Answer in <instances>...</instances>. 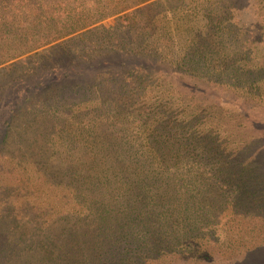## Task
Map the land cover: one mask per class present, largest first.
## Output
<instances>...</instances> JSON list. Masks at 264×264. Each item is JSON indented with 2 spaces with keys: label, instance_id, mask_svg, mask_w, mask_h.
I'll list each match as a JSON object with an SVG mask.
<instances>
[{
  "label": "rangeland",
  "instance_id": "1",
  "mask_svg": "<svg viewBox=\"0 0 264 264\" xmlns=\"http://www.w3.org/2000/svg\"><path fill=\"white\" fill-rule=\"evenodd\" d=\"M24 1L18 14L31 26L32 9L44 6L41 2L49 5L47 18L54 25L55 19L60 20L53 37L102 14L104 18L22 57H14L18 48L9 54L0 51V62L14 57L0 65V212L7 204L12 220H23L30 227L39 223L40 215L68 212L69 195L55 177L57 159L65 154L51 158V143L60 144L58 152L79 156L81 147L89 149L94 139L102 142L120 121L125 127L134 126L137 136L169 135L172 143H180L176 149L162 146L159 165L167 180L163 194H168L170 207L180 204L181 213L175 209V215L185 220L188 234H182L180 226L164 224L158 225L156 235L163 248L171 245L186 253L164 252L150 264H264V0L239 1L236 11L221 0H163L161 8L172 14L158 21L161 37L149 48L143 44L145 33L160 7L147 6L156 0L115 16L113 11L138 0ZM60 4L67 8L59 10ZM14 8L15 4L7 6L8 18L17 13ZM174 9L182 14L174 16ZM175 17L178 21H173ZM8 18L0 24L9 23ZM29 30L2 33L17 35L20 45L32 43ZM38 30L42 36V28L34 33ZM132 75L145 79L141 87L145 91L138 92L141 88ZM120 104L132 106L121 113L123 121L115 111ZM101 110L107 115L96 126L99 133L82 132L80 126L99 122ZM122 135L126 134L110 137ZM196 135L199 140L188 148V155L177 153L181 143L188 144L179 137ZM197 143L207 160L195 164L192 153ZM208 155H216V160ZM232 161L241 164L235 168L236 177L246 173L237 183L244 193L253 194L249 201L240 196L235 204L231 192L224 190L231 184L214 182ZM48 183L57 184L58 190ZM186 204L194 207L188 210Z\"/></svg>",
  "mask_w": 264,
  "mask_h": 264
},
{
  "label": "trees",
  "instance_id": "2",
  "mask_svg": "<svg viewBox=\"0 0 264 264\" xmlns=\"http://www.w3.org/2000/svg\"><path fill=\"white\" fill-rule=\"evenodd\" d=\"M10 1L0 0V21L8 18L6 14L8 5L15 4V7H17L14 8L17 13L8 18L11 21L0 24V37L2 40V42L0 41V51H7L9 54V52H13L15 48H18V53L15 56L13 55L15 58L62 40L74 32L101 22L104 18L102 14L90 23H85V25L65 34L54 35L55 37H53V35L50 36L52 30L60 20L55 19L56 25L50 22L49 18L51 19V17L47 18L49 5L46 2H41L44 6L38 5L35 10L32 9L34 25L31 26L23 14H18L25 8L26 2L24 0H13L10 3ZM148 1L151 0H138L134 3L135 5L113 11L111 16L119 15L124 10L137 7ZM162 1L156 0L147 6V9L160 7V10L151 17L154 18L152 21L154 24L145 33L146 42L143 44L146 45V48H149L153 43H158L155 39L161 37V26L157 25L158 21H162V17L164 20H166V16L170 17L171 11L167 13L161 8ZM239 1L242 0H221V2H225L224 7L227 6L234 11L240 8L242 2ZM206 3L205 1L204 5ZM57 8L60 10L67 8V6L60 4ZM176 11L173 13L174 16L182 14ZM183 12L184 16L188 17V13L185 10ZM174 20L178 21V18L175 17ZM36 28L43 29L41 31L43 37L39 30L34 33ZM48 28L51 30H48ZM19 29H30L32 31V43L24 42L18 45L15 39L18 37L17 35L15 36L11 32L2 33L5 30H12L17 33ZM8 35L12 36L11 40L7 38ZM208 36L210 37L209 34ZM208 36L206 38H209ZM168 37H170L169 31ZM139 38L143 39V36L140 35ZM19 43L21 42L19 41ZM58 46L59 44L53 49ZM60 46H63V44ZM139 51H141L139 55H142L143 49L140 48ZM14 57L9 58L12 60ZM7 58L2 60L0 65L11 61H7ZM133 66H131V70H133ZM131 78V80L135 78V82L138 83L140 88L146 85L145 79L140 75H132ZM143 89H138V92L141 93ZM126 93L124 90L123 94ZM104 106L108 110L112 109L108 105ZM126 107L120 104L115 109L117 116L122 121L121 113L129 112V109H132V106ZM105 115H107V112L105 111L104 114V111L101 110L98 117L99 122L80 126L81 131L90 133L95 129L99 133L96 126H101L103 122L101 119ZM116 123L115 129H108V138L104 135V140L100 143L94 139V144L89 149L81 147L82 152L79 156H72L68 152H58L57 148L60 144L51 143L53 151L51 158L57 159L60 153L65 154L57 159L59 168L57 169L58 172L55 173V177L61 185H64V192L69 195L70 210L63 215H40L39 223L37 222L34 227H30L32 225L23 220H12V213L9 212L10 207L7 204L3 205V212H0V230L4 231L0 232V239H5V241L0 243V264H150L151 260L162 258L164 252L171 255L186 253L183 248L173 250L171 245L163 248L162 241L156 235L158 225L164 226V224L176 225L177 228L180 226L178 230L183 231L182 234H188L185 230L188 229L185 220L182 221L175 215V209L180 212V204L170 207L168 194H163L167 180H165V175L160 170L161 165H159L161 163L160 159L163 157L161 155L163 153L160 152L162 146L176 149L180 143L174 140L172 143L169 135L153 137L154 133H152L151 135L137 136L134 126L128 128L124 124L122 125L120 121ZM121 131L126 135L113 139L110 137L115 133L123 134ZM194 136L191 139L179 137L181 141L188 144L181 143L183 147L177 153L183 152L184 155H188V148H192V144L199 140V136ZM198 146L199 143L196 144V149L194 148L195 151L192 153V157L196 160L195 164L207 160V154L197 150ZM74 147L75 145L72 146V149ZM215 157L216 155H208L211 161H215ZM40 163L42 164V162ZM51 165L55 168L53 164ZM186 166H189V164L187 163ZM239 166L241 164H233L232 161L229 167L227 169L223 168V171L218 174L220 176L214 179L215 183L223 181L231 184L230 187L224 190L228 193L231 192L235 204L241 198L246 202L253 197L252 193H244L243 186L237 183V180L244 179L246 174L240 170L242 176L239 178L235 176L237 174L235 168ZM249 174L252 175V172L249 171ZM251 178L249 177V180ZM168 184H170L169 180ZM49 185L58 190L57 184L50 183ZM215 185L218 186V184ZM219 196L224 195L219 194ZM186 205L188 210L191 209L190 207H194ZM249 208L250 206H246V209ZM184 211L182 208V214Z\"/></svg>",
  "mask_w": 264,
  "mask_h": 264
}]
</instances>
